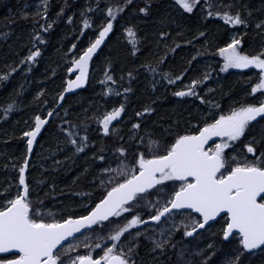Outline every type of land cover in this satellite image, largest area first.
I'll use <instances>...</instances> for the list:
<instances>
[{"label":"trees","instance_id":"obj_1","mask_svg":"<svg viewBox=\"0 0 264 264\" xmlns=\"http://www.w3.org/2000/svg\"><path fill=\"white\" fill-rule=\"evenodd\" d=\"M122 2L48 0V18L44 20L34 15L41 0H0V33H7L6 38L0 36V74L19 65L7 80H0V203L22 191L19 167L28 157V138L23 133L34 127L37 114L48 122L42 126L33 143V152L25 172L30 198L34 202L39 201L43 205L42 211L46 213L80 214L79 206L88 203V195L94 196L100 190L94 179L106 178L100 177V169L114 165L119 159L115 149L135 148L132 138L145 136L147 132L154 133L152 139L163 142L171 135L189 130L192 125H197L196 129L192 128L193 131L202 126L209 114V104L197 97L174 95L184 89L191 79H202L204 74H208L209 79L197 91L206 101L219 103L225 111L230 106L257 103L261 99L259 94H251V86L257 82L259 71L252 68L222 71L223 58L216 49L229 42L233 32L237 36L246 33L242 50L248 54H258L264 48V36L258 35L254 27L257 21L264 20V0H201L192 13L183 10L176 0H132L131 5L114 22L113 33L93 55L87 85L67 95L63 105L54 112L67 81L77 73L76 70L72 73L67 71L71 67V59L88 46L90 39L95 38L97 28L106 21V8ZM208 3L213 5V12H223L225 7L222 5L230 3L234 5L232 11L240 8L244 18L249 21V27L227 25L222 17H208ZM146 6L149 8L147 14L139 12L141 7ZM61 8L64 9L62 13ZM249 10L252 13L250 17L247 15ZM82 12L94 21L89 28L82 26ZM24 13H28L27 18ZM69 16L73 18L71 22ZM48 23L52 27L47 32L40 29V24L47 26ZM129 25H135L140 41L136 55H132L129 38L123 32V28ZM34 31H40L44 37L35 46ZM161 31L169 33L167 39L159 38ZM200 32L206 35L200 37ZM73 44L77 45L76 49H72ZM35 47L41 50L36 61L30 65L20 64V60ZM173 48L175 51L170 50ZM197 52L200 55L192 60ZM165 55L166 59L158 63ZM149 65L157 70L150 71ZM185 68L190 70L184 74L182 81L169 84L165 79L166 73L174 78ZM130 71L133 73L131 79L127 75ZM106 72L114 76L115 82H105ZM110 87L112 92L108 91ZM125 88H131V91L125 94ZM13 101L16 107L5 116V107ZM122 103L125 104V112L118 118L119 122L114 121L110 125L112 131L105 134L96 117H102L103 113ZM145 107L154 111L137 117L136 113ZM49 110L53 112L51 117L47 115ZM62 120L79 124L81 129L87 127L89 146L84 152L75 153L74 147L66 143V134L62 129L69 125L62 124ZM137 122L141 127L134 131L132 125ZM80 135L83 136L84 131ZM261 135H264V120L253 122L248 138L234 144L232 150L227 151L228 155L242 156L246 151L243 145L248 139L253 136L259 139ZM102 149L106 151L102 152ZM93 154H104L108 164L94 159ZM248 157L252 155L248 154ZM5 189L8 190L7 194ZM140 203L143 204V201ZM181 218L176 216V222L179 223ZM116 222L122 225L125 221L117 219ZM222 224L221 218L193 238L182 239L177 234L173 240L176 248L169 246L161 253L159 249L152 250L153 242L148 237L160 238V234L159 228H155L156 222H149L147 234L139 237L135 264H184L186 259L200 264L203 259L197 254L200 249L205 250L204 256L212 254L209 264H228L236 254L237 245L234 240L225 241L222 238L219 232ZM111 228L112 225H108L101 234H107ZM136 230L143 233L145 227L137 226L122 238L125 250ZM97 232L100 229L87 234L95 235ZM209 243L213 245L210 249L207 248ZM181 248L187 249L183 259L178 255ZM12 257L11 254L2 255L1 259ZM241 264H264V252L259 250L244 254Z\"/></svg>","mask_w":264,"mask_h":264},{"label":"snow or ice","instance_id":"obj_2","mask_svg":"<svg viewBox=\"0 0 264 264\" xmlns=\"http://www.w3.org/2000/svg\"><path fill=\"white\" fill-rule=\"evenodd\" d=\"M200 2L201 0H176L188 13H192ZM131 3L132 0H123L122 3L106 8V21L97 28L95 38L90 39L88 46L70 61L71 67L67 71L72 73L76 70L77 74L75 79L67 81L64 92L79 88L88 81L93 55L105 44L106 38L114 31V22ZM222 6L225 7L223 12H213V5L208 3L207 16L222 17L227 25L249 27V21L244 18L240 8L232 11L234 5L231 3ZM60 11L62 13L64 9L61 8ZM139 12L147 14L149 8L141 7ZM34 15L47 20L48 0H41ZM81 15L84 16L83 28H89L94 21L84 12ZM247 15H252L250 10ZM27 16L28 13H24V17ZM72 19L71 16L68 17L69 22ZM39 27L47 32L52 24H40ZM254 27L258 35L264 36V20L257 21ZM123 32L129 38L132 55H136L140 41L135 25L123 28ZM168 35L169 33L159 32L160 39H167ZM205 35L204 32L199 33L200 37ZM245 35L246 33L232 35L230 41L218 47L216 52L223 58L222 71L229 68L247 69L250 66L258 69V80L251 86V94L264 97V91H261L264 90V48L255 55L243 51ZM0 36L6 38L7 33H0ZM43 40L41 32L34 31V46ZM76 47V44L72 45V49ZM170 50L175 51L174 48ZM40 55V47H35L34 51L30 50L20 60V64L30 65ZM199 55L197 52L192 60ZM164 59L166 55L158 63H162ZM18 67L16 65L0 74V80H7ZM149 70L155 72L157 69L149 65ZM189 70L190 68H185L184 72L174 78L166 73L165 79L169 84L182 81ZM127 75L131 79L133 73L130 71ZM105 78V82H115L114 76L107 72ZM208 79V74H204L202 79L193 78L184 89L174 93L177 97H197L209 104V114L202 126H198L195 131L178 132L163 142L152 139L154 133L147 132L145 136L132 138L135 148L115 149V155L119 159L114 165L100 169V177L106 178L94 179L100 190L94 196L88 195V203L79 206L80 214L42 211L43 205L30 198V187L25 176L29 159L25 157L23 165L19 167V185L22 186V191L0 203V253L18 251L10 253L13 256L11 259H0V264H135L139 237L147 234L149 222H156L155 228H159L160 234V238L148 237L153 242L152 250L159 249L163 253L169 246L176 248L173 240L177 234L182 239L198 236L211 228L220 216L224 217L219 229L222 238L225 241L234 240L237 245L236 254L228 264H241V257L254 250L264 252V135L259 139L255 136L248 139L243 145L246 152L242 156H229L226 152V149L232 150V146L242 138H248L253 122L264 120V98L257 103L230 106L225 111L219 103L206 101L197 91ZM108 91L112 92L113 89L110 87ZM130 91L131 88L124 89L125 94ZM64 92L60 93V100L64 99ZM15 107V101L8 103L4 115L7 116ZM152 111L154 109L145 107L136 116L142 117L144 113ZM124 112L125 104L122 103L103 113L102 117H96L97 122L102 125V131L109 134L112 131L110 125L114 121L119 122L118 118ZM47 115L50 117L53 112L49 110ZM47 122L46 118L37 114L34 127L23 133L28 138L29 154L42 126ZM61 123L69 125L62 129L66 134V143L74 147L75 153L84 152L89 146L87 127L81 129L79 124L63 120ZM140 127L139 122L132 125L134 131ZM81 131H84L83 136L80 135ZM213 137L219 138V142L209 147ZM120 139L123 141L122 137ZM103 151L106 149H102ZM248 154H252V159L248 158ZM93 158L108 164L104 154H93ZM4 192L7 194L8 190L5 189ZM178 215L182 216L179 223L175 219ZM117 219L125 222L121 225L116 222ZM161 224L165 226L160 227ZM108 225H112L111 230L102 235ZM140 225L145 227V232L136 230L125 250L122 238L129 230ZM97 228L100 232L95 235L85 234L92 233ZM69 239L72 243H68ZM212 247L211 243L207 245L209 249ZM186 251V248H181L179 257L183 259ZM204 251L200 249L197 253L203 256L200 264H209L212 254L204 256ZM184 264H194V261L186 259Z\"/></svg>","mask_w":264,"mask_h":264},{"label":"water","instance_id":"obj_3","mask_svg":"<svg viewBox=\"0 0 264 264\" xmlns=\"http://www.w3.org/2000/svg\"><path fill=\"white\" fill-rule=\"evenodd\" d=\"M86 83H87V82H86ZM86 83L83 84V85H81L79 88L69 89L67 92H64V99H63V100L58 99V103H57V105L55 106V108H54L53 111H57V110L63 105V103H64L65 98H66L67 95H69V94H71V93H73V92H77V91H79L80 89H82V88L86 85ZM66 87H67V86H66ZM32 152H33V149H32ZM32 152L28 155V159H29V160H30V157H31V155H32ZM220 217H222V216H220ZM220 217H218V218L216 219V221H217ZM82 232H83V230H82ZM69 240H70V239H69ZM17 251H18V250H10L9 253H16ZM254 251H255V250H254Z\"/></svg>","mask_w":264,"mask_h":264},{"label":"rangeland","instance_id":"obj_4","mask_svg":"<svg viewBox=\"0 0 264 264\" xmlns=\"http://www.w3.org/2000/svg\"><path fill=\"white\" fill-rule=\"evenodd\" d=\"M232 35H236V33L233 32ZM232 35H231V36H232ZM253 67H254V66H250L249 68L255 69V68H253ZM255 70H258V69H255ZM258 71H259V70H258ZM261 91H264V90H261ZM262 98H264V97H261V99H262ZM192 128H193V129H196V128H197V125H192L191 128H189V130H187V131H193ZM218 142H219V140H218L216 143H218ZM211 146H213V144H212ZM211 146H210V147H211ZM227 151H228V149H226V152H227ZM245 152H246V151H245ZM250 155H252V154H250ZM248 158H249V159H252V157H248ZM213 225H214V224H213ZM213 225H212V226H213ZM212 226H211V227H212ZM136 227H137V226H136ZM85 234H86V235H89V234H87V233H85ZM201 234H202V233H201ZM194 237H196V236H194ZM81 238H82V237H81ZM68 243H72V241L70 240V241H68Z\"/></svg>","mask_w":264,"mask_h":264}]
</instances>
